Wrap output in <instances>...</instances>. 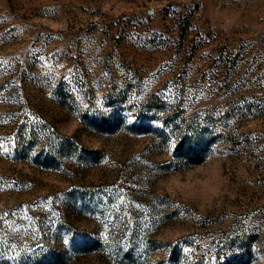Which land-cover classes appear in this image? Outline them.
I'll return each instance as SVG.
<instances>
[{"label":"rangeland","instance_id":"1","mask_svg":"<svg viewBox=\"0 0 264 264\" xmlns=\"http://www.w3.org/2000/svg\"><path fill=\"white\" fill-rule=\"evenodd\" d=\"M0 247L264 264V0H0Z\"/></svg>","mask_w":264,"mask_h":264},{"label":"trees","instance_id":"2","mask_svg":"<svg viewBox=\"0 0 264 264\" xmlns=\"http://www.w3.org/2000/svg\"><path fill=\"white\" fill-rule=\"evenodd\" d=\"M2 247H0V264H16L18 261L17 257L10 253V255L7 254L9 249L4 248V250H1ZM7 254V255H6ZM20 260V259H19ZM39 262L40 264H61L62 257L57 255L56 253L50 252L49 255H46L45 259H41ZM226 264H232L231 260L227 261Z\"/></svg>","mask_w":264,"mask_h":264}]
</instances>
